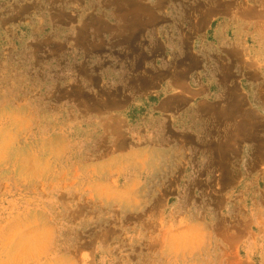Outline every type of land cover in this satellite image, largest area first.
Here are the masks:
<instances>
[{
	"label": "rangeland",
	"instance_id": "obj_1",
	"mask_svg": "<svg viewBox=\"0 0 264 264\" xmlns=\"http://www.w3.org/2000/svg\"><path fill=\"white\" fill-rule=\"evenodd\" d=\"M0 264H264V0H0Z\"/></svg>",
	"mask_w": 264,
	"mask_h": 264
},
{
	"label": "crops",
	"instance_id": "obj_2",
	"mask_svg": "<svg viewBox=\"0 0 264 264\" xmlns=\"http://www.w3.org/2000/svg\"><path fill=\"white\" fill-rule=\"evenodd\" d=\"M231 23L229 24H226L223 26L222 30H221V33L217 35L216 37V41L218 43H224L225 45L227 44H230L229 41L225 38L223 32L225 31L226 27H229ZM232 25V24H231ZM230 25V26H231ZM234 25V24H233ZM239 30H237V34L235 36V43H239L240 41V36H239ZM230 40V39H229ZM230 41H233V40H230ZM171 77V82L169 81L168 83H165L166 80L168 78ZM164 86L163 88H169L171 87L173 90H174V95L176 96L178 93H180V91L184 88V86H182V77H181V71H180V68H176L175 67V63H173L172 65V70L170 72H168L166 75H164ZM171 83V85H169ZM191 103H185L183 105V103L181 104V101L180 103L178 104V107L175 108L173 110L174 112V115L172 116L173 118H170L169 119V122L173 121V122H180V121H186V122H189V124L191 123V114H190V110L187 109V107H189ZM149 124H152V122H150ZM157 124H153L152 127H149L147 128V131H150L152 129H154V127L156 126ZM151 133V132H150Z\"/></svg>",
	"mask_w": 264,
	"mask_h": 264
}]
</instances>
